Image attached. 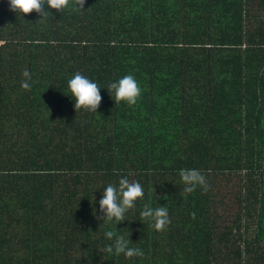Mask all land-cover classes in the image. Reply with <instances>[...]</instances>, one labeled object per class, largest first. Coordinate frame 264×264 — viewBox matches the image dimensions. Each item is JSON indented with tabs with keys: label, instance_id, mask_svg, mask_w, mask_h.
I'll use <instances>...</instances> for the list:
<instances>
[{
	"label": "trees",
	"instance_id": "obj_1",
	"mask_svg": "<svg viewBox=\"0 0 264 264\" xmlns=\"http://www.w3.org/2000/svg\"><path fill=\"white\" fill-rule=\"evenodd\" d=\"M135 1L70 0L50 17L0 2V264H264V0H169L165 20L144 6L132 18ZM77 72L101 87L97 113L73 107ZM128 74L131 107L107 90ZM181 168L207 191L184 193ZM121 177L143 199L97 220ZM148 202L168 209L163 232L140 216ZM108 230L144 255L104 252Z\"/></svg>",
	"mask_w": 264,
	"mask_h": 264
},
{
	"label": "clouds",
	"instance_id": "obj_2",
	"mask_svg": "<svg viewBox=\"0 0 264 264\" xmlns=\"http://www.w3.org/2000/svg\"><path fill=\"white\" fill-rule=\"evenodd\" d=\"M8 3L9 11L22 16L36 12L40 17L45 13L50 17V13L45 10V5L48 9H54L59 13L70 7V0H8ZM84 5L85 0H72L71 6L74 10L82 11ZM22 75L25 80L21 83V88L30 90L31 73L25 70ZM67 87L71 93V98L75 101L73 105L75 111L84 109L91 113H97L102 100L101 87L97 83L77 72L68 80ZM107 90L109 94L111 93V98L115 104L123 101L129 107L136 105L142 92L136 78L131 74L123 76L117 82L108 84ZM178 174L184 185V193L191 194L196 191L197 187L202 191H207L206 176L198 169L181 168ZM101 196L102 198L98 201L100 215L95 212V218L102 222H112L114 220L118 224L125 221V213L134 208L135 202L138 199H143L144 188L139 182L129 181L127 177H121L118 186L108 184L103 189ZM140 216L148 220L150 227L156 232H163L171 224L168 209L164 206L153 208L150 202L144 204ZM190 216L195 219V212L190 213ZM128 233V237L125 238L123 235H117L116 231H106L105 238L110 241L114 240V243L107 245L104 252L117 256L123 255L128 259L142 257L144 253L141 249L129 246L131 241L129 240L130 232L128 231Z\"/></svg>",
	"mask_w": 264,
	"mask_h": 264
},
{
	"label": "crops",
	"instance_id": "obj_3",
	"mask_svg": "<svg viewBox=\"0 0 264 264\" xmlns=\"http://www.w3.org/2000/svg\"><path fill=\"white\" fill-rule=\"evenodd\" d=\"M0 2H6L8 3V0H0ZM136 2V6L134 3V9L131 10V14H132V18L135 16L136 14V8L137 6H144V8H146L145 10H150L151 8H153L154 11V16L155 19H159V20H165L168 16V5H169V0H144V1H140L139 4H137V0ZM143 10V11H145ZM63 23V22H62ZM5 23L4 21H2L1 15H0V33H2L3 31H5ZM7 28V27H6ZM3 30V31H2ZM51 29H48V31L50 32ZM68 31V32H67ZM72 27H66L64 26V32L60 33L61 36L66 37L68 35L71 36L72 33ZM66 34V35H65ZM3 44V42L0 40V45ZM42 83H46L47 85H50L51 82L48 80L47 82H42Z\"/></svg>",
	"mask_w": 264,
	"mask_h": 264
},
{
	"label": "rangeland",
	"instance_id": "obj_4",
	"mask_svg": "<svg viewBox=\"0 0 264 264\" xmlns=\"http://www.w3.org/2000/svg\"><path fill=\"white\" fill-rule=\"evenodd\" d=\"M227 183H224V185L222 187H220L219 193L223 194V195L225 194V196H223L222 199H221V200H223V204H227L226 207H229V205H230L231 208H234V201L232 200L234 195H232V193L235 191L234 190L235 181L234 182L230 181L229 182L230 184H227ZM232 183H233V185H232ZM228 218H229V215L227 214V216H224V220L225 221L223 220V222L229 221Z\"/></svg>",
	"mask_w": 264,
	"mask_h": 264
},
{
	"label": "water",
	"instance_id": "obj_5",
	"mask_svg": "<svg viewBox=\"0 0 264 264\" xmlns=\"http://www.w3.org/2000/svg\"><path fill=\"white\" fill-rule=\"evenodd\" d=\"M263 124H264V122H263Z\"/></svg>",
	"mask_w": 264,
	"mask_h": 264
}]
</instances>
